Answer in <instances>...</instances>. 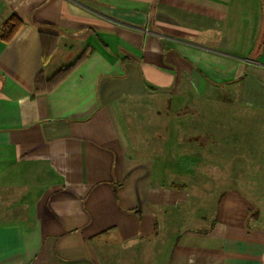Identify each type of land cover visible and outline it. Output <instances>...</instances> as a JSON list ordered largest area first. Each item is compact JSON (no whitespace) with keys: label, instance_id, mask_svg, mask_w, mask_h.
Wrapping results in <instances>:
<instances>
[{"label":"crops","instance_id":"1","mask_svg":"<svg viewBox=\"0 0 264 264\" xmlns=\"http://www.w3.org/2000/svg\"><path fill=\"white\" fill-rule=\"evenodd\" d=\"M231 93L264 112V0H0V264H264V214L186 137Z\"/></svg>","mask_w":264,"mask_h":264},{"label":"rangeland","instance_id":"2","mask_svg":"<svg viewBox=\"0 0 264 264\" xmlns=\"http://www.w3.org/2000/svg\"><path fill=\"white\" fill-rule=\"evenodd\" d=\"M237 97L234 93L218 95L209 100L215 104V109L210 110L203 106L208 101H196L200 102V109L185 112L184 115L189 125V135L186 137H194L200 141L207 139L205 146L217 147V154L210 157L218 166V174L214 176L217 182L228 181V186L232 185L230 182L242 184L264 214V112L241 106ZM154 103L151 100L142 101L137 104L136 110L122 113L133 147H142L144 150L145 140L149 137L148 131L154 129L153 126L147 127L146 123L156 118L154 112L151 115L145 108ZM161 124L157 127L159 130L164 129ZM208 160L206 157V162ZM201 177L207 179L208 175ZM178 178V182L184 181L191 186L196 182L193 181V175H187L185 179L183 175ZM195 178L198 176H194ZM170 181L174 180L170 178Z\"/></svg>","mask_w":264,"mask_h":264},{"label":"trees","instance_id":"3","mask_svg":"<svg viewBox=\"0 0 264 264\" xmlns=\"http://www.w3.org/2000/svg\"><path fill=\"white\" fill-rule=\"evenodd\" d=\"M19 24H20V21L18 18H16L14 15L10 16V18L3 25V35L7 38L10 37L15 31V29L19 26Z\"/></svg>","mask_w":264,"mask_h":264}]
</instances>
